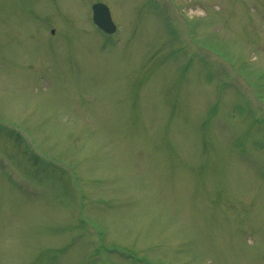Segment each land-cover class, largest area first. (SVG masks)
Masks as SVG:
<instances>
[{
	"label": "rangeland",
	"instance_id": "374dc122",
	"mask_svg": "<svg viewBox=\"0 0 264 264\" xmlns=\"http://www.w3.org/2000/svg\"><path fill=\"white\" fill-rule=\"evenodd\" d=\"M0 264H264V0H0Z\"/></svg>",
	"mask_w": 264,
	"mask_h": 264
},
{
	"label": "water",
	"instance_id": "95a60500",
	"mask_svg": "<svg viewBox=\"0 0 264 264\" xmlns=\"http://www.w3.org/2000/svg\"><path fill=\"white\" fill-rule=\"evenodd\" d=\"M92 21L104 33L115 32V25L112 22L110 12L106 5L97 3L92 6Z\"/></svg>",
	"mask_w": 264,
	"mask_h": 264
}]
</instances>
